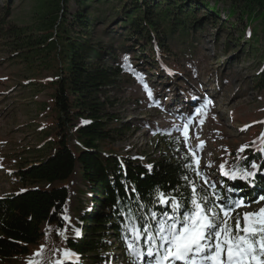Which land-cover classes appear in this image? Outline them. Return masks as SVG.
<instances>
[{"label": "trees", "instance_id": "16d2710c", "mask_svg": "<svg viewBox=\"0 0 264 264\" xmlns=\"http://www.w3.org/2000/svg\"><path fill=\"white\" fill-rule=\"evenodd\" d=\"M70 1L36 0L35 23L16 26L13 31L14 44L19 49L16 65L39 57H53L57 62L50 106L54 147L48 155L38 152L31 156L12 172L18 181H43L49 188H27L0 196V264H56L58 260L72 264V259L64 257L65 250L77 254L78 264H110L111 239L122 253L120 264H129L122 239L129 207L136 216L145 218L153 210L170 211L167 205L155 202L154 189L160 186L172 194V189L184 184L181 174L185 170L179 166L182 158L161 154L153 161L133 159L113 146L116 128L108 126H116V122L107 117L98 94L109 85L112 74L102 66L103 58L115 50L111 45L93 42L83 32L107 23L114 10L119 14L120 28L127 27L126 32L142 40L143 52L150 53L153 59L159 55L152 47L151 33L156 35L157 47L163 46L164 39L176 41V51L189 58L197 42L195 30L204 20L220 21L217 2L222 1L227 5L224 22L235 14L237 19L245 20L233 44L242 42L245 32L252 46L264 44V0H215L212 5L206 0H131L120 10L113 8L112 0H74L78 11L68 16ZM199 9L206 14L197 17ZM237 21L231 23V28ZM33 32L34 37L30 35ZM102 32L114 39L113 31ZM126 45L122 41L119 49L124 50ZM260 54L263 59L264 50ZM171 64L175 65L173 61ZM160 73L161 69L154 67L153 74ZM171 79L167 76L166 82ZM254 88L264 89V62L254 79ZM231 116L233 122L239 120L236 111ZM251 126H255L254 135L261 138L264 116ZM251 143L247 139L241 144L248 145L243 152L239 148L224 156L216 155L222 157L224 171H254L253 162L261 166L253 178L232 181L225 179L219 167L216 190L226 198L225 203L239 200L240 194H247L244 203L264 196V152L259 151L264 141L257 150L249 149ZM197 187L208 191L207 187ZM180 191L185 189L181 187ZM74 229L80 231L79 236Z\"/></svg>", "mask_w": 264, "mask_h": 264}, {"label": "rangeland", "instance_id": "374dc122", "mask_svg": "<svg viewBox=\"0 0 264 264\" xmlns=\"http://www.w3.org/2000/svg\"><path fill=\"white\" fill-rule=\"evenodd\" d=\"M35 1L0 0V20L4 18V23L0 24V196L27 188H49L43 181H18L12 173L31 156L38 152L48 155L54 147L50 106L54 92L51 80L57 62L53 57H39L15 63L19 49L14 44L13 31L16 26L35 23ZM130 1L112 0V6L120 10ZM206 1L210 5L215 3V0ZM78 7L77 2L71 0L68 16L77 12ZM217 7L220 21L210 23L213 19H209L200 23L194 32L197 39L194 55L189 58L176 51V41L164 39L163 46L157 47L156 35L151 33L152 47L159 55L153 59L150 53L143 52L142 40L139 42L126 32L127 27L120 28L119 14L114 10L107 23L96 24L83 32L93 42L111 45L115 50L103 58L102 66L109 68L112 74L109 85L98 94L107 117L116 122V126L111 123L108 126L116 128L113 146L122 154L132 158L139 156L145 161H153L161 154L183 158L187 148L178 143L183 137L176 129L190 119V144L195 147L200 141L206 142L198 152L200 168L208 182L216 185L219 181L216 172L222 163V157L216 155L237 151L247 139L252 140L249 149L255 150L258 144L255 126L250 124L258 123L264 116V89L254 88V79L264 62V58H260L264 44L258 42L252 46L245 32L242 42L235 46L233 41L240 35L245 20L237 19L235 14L224 22L227 5L220 1ZM205 14L204 9H199L196 15ZM235 20L237 24L231 28ZM104 29L108 33L113 31L114 39L103 35ZM34 33L30 35L34 37ZM122 41L127 42L124 50L119 49ZM161 61L176 70L169 74L170 83L166 82V73L153 74L152 66ZM145 84L152 93L151 98ZM233 111L239 118L234 122ZM209 163L211 167H206ZM189 173L196 185L207 187L204 180ZM246 198L247 195H242V199ZM259 198H250L244 206L235 208L231 216L242 217L245 212L264 207V200ZM230 222L235 223V220ZM110 241L112 260L117 264L120 250L113 239Z\"/></svg>", "mask_w": 264, "mask_h": 264}, {"label": "snow or ice", "instance_id": "6c2138e0", "mask_svg": "<svg viewBox=\"0 0 264 264\" xmlns=\"http://www.w3.org/2000/svg\"><path fill=\"white\" fill-rule=\"evenodd\" d=\"M144 87L151 98L147 84ZM191 124L189 119L182 128L176 129L183 137L178 143L187 148L183 163L179 165L185 170L181 174L184 184L172 189V194L160 186L154 189L155 202L167 205L170 211L157 213L153 210L146 218L136 216L131 207L126 212L129 220L122 239L129 264H139L142 259H147V264H264V207L255 212H245L242 217L231 216L235 208L244 206V201L239 199L225 203L226 198L217 192V185L208 182L198 156L206 142L200 141L195 147L190 144ZM260 139L264 141V134ZM247 147L243 145L238 151L243 152ZM259 151L264 152V147ZM148 167L151 169L152 166ZM206 167H211V164ZM260 167L253 162L251 169L254 171L242 169L229 172L224 171L225 164L220 165L222 174L233 180L253 178ZM189 172L204 180L208 191L198 188L189 177ZM181 187L185 191H180ZM259 200H264V196ZM232 219L235 220L234 225L230 222ZM74 231L76 236L80 235L78 229ZM63 255L72 259V264H78L76 253L65 250ZM56 264H64V261L58 260Z\"/></svg>", "mask_w": 264, "mask_h": 264}]
</instances>
